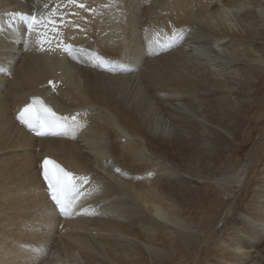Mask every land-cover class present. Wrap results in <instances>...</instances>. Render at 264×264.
<instances>
[{
    "label": "bare ground",
    "instance_id": "obj_1",
    "mask_svg": "<svg viewBox=\"0 0 264 264\" xmlns=\"http://www.w3.org/2000/svg\"><path fill=\"white\" fill-rule=\"evenodd\" d=\"M0 24V264L169 259L176 236L198 238L187 210L216 221L236 188L194 262L264 264V124L249 131L264 116V0H0ZM36 95L63 113L60 135L19 123ZM237 149L245 163L230 164ZM45 156L87 178L73 215L50 202Z\"/></svg>",
    "mask_w": 264,
    "mask_h": 264
},
{
    "label": "snow or ice",
    "instance_id": "obj_2",
    "mask_svg": "<svg viewBox=\"0 0 264 264\" xmlns=\"http://www.w3.org/2000/svg\"><path fill=\"white\" fill-rule=\"evenodd\" d=\"M72 2L75 3L76 0H72ZM80 7L83 8L84 5L81 4ZM20 15L22 19L32 21L36 19L35 17ZM65 47L67 51H71L72 46ZM19 119L30 129L37 131L39 135H46L49 133L55 134V130L61 127V121L65 117L58 116L51 107L39 98H33L32 103L26 105L20 112ZM72 119L75 120V117H72ZM50 164H53L51 169L49 168ZM43 179L47 184V190L51 193L55 206L61 214L65 215L68 214L70 207L82 192V189L78 187V183H87L86 177H76L47 158L43 161Z\"/></svg>",
    "mask_w": 264,
    "mask_h": 264
},
{
    "label": "rangeland",
    "instance_id": "obj_3",
    "mask_svg": "<svg viewBox=\"0 0 264 264\" xmlns=\"http://www.w3.org/2000/svg\"><path fill=\"white\" fill-rule=\"evenodd\" d=\"M82 124L85 125V122H82ZM263 124H264V116L260 120L258 127L253 128V129L250 128L249 131L257 130ZM252 125H253V123H252ZM256 139H257V135L254 134L252 136V141L246 145V149H248L253 144V142H255L254 140H256ZM122 141H123V139H122ZM235 147L240 148V145L235 144ZM236 148H234V149H236ZM37 149H36V152H37ZM244 153H245V151H243V150L238 151V149H237L233 155L228 157L230 164L235 163V161L238 160L239 158L245 163ZM244 163H242V164H244ZM221 190H222V193L220 194V198H219L221 200V202H220L221 209H220V205L217 209L219 211H222V210L223 211L219 212V215H218L216 221H213L211 217L204 215V212L201 209H198L199 211L194 210V209H191V210L188 209L187 213L184 214V217L186 218L187 221L190 219V217H193V219H195L194 224L192 225V228L194 229L193 231H195L196 234L198 235V238L196 239V241L190 240V241H188V243H186V241H185V243H186L185 244L183 242V240L181 241V239H179L176 236V244H175L176 253L169 259L153 258V259H151L152 261L150 260L149 264H193V263L195 264L196 260H198L202 256L203 257L207 256L206 253H207L208 243H210V242L212 243V241H213L217 245V243L215 242V238L216 237H218L217 239L222 238L223 231H221V229L223 230L224 220H225V216H224L225 212L229 209V205L232 204L231 203L232 199H235L237 202L240 201V196H241L240 194H241L242 188L241 189L236 188L232 192L225 191L223 189H221ZM71 208L73 209V210L71 209V212H75L76 204H73V206ZM30 223H32V221ZM59 227H61V225ZM165 229L166 230H164V232L167 233L169 231V229H171V228H165ZM175 235L173 234V236L171 238L175 237ZM212 239H214V240H212ZM208 241H210V242H208ZM24 245H25V243H20L18 246L21 248H24V249H28L29 246L27 244H26V246H24ZM219 247L221 248V250H223L222 246L219 245ZM201 251H202V256H201ZM60 252H62V251H60ZM59 255L62 256V254H59ZM69 261H73L72 258L69 257ZM71 264H73V263L71 262Z\"/></svg>",
    "mask_w": 264,
    "mask_h": 264
}]
</instances>
